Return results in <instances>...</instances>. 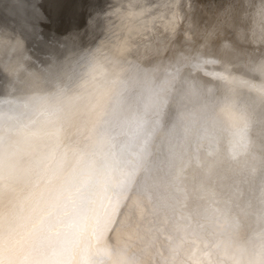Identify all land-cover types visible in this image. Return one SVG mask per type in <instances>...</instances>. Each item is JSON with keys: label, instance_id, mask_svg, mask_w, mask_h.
I'll return each mask as SVG.
<instances>
[{"label": "bare ground", "instance_id": "bare-ground-1", "mask_svg": "<svg viewBox=\"0 0 264 264\" xmlns=\"http://www.w3.org/2000/svg\"><path fill=\"white\" fill-rule=\"evenodd\" d=\"M89 7L0 0V264H264V0Z\"/></svg>", "mask_w": 264, "mask_h": 264}, {"label": "rangeland", "instance_id": "rangeland-1", "mask_svg": "<svg viewBox=\"0 0 264 264\" xmlns=\"http://www.w3.org/2000/svg\"><path fill=\"white\" fill-rule=\"evenodd\" d=\"M92 0H40L39 8L44 12L48 20L44 22L49 25L51 20L62 22L77 16L84 22L92 11L89 3ZM62 31L64 29H61Z\"/></svg>", "mask_w": 264, "mask_h": 264}, {"label": "water", "instance_id": "water-1", "mask_svg": "<svg viewBox=\"0 0 264 264\" xmlns=\"http://www.w3.org/2000/svg\"><path fill=\"white\" fill-rule=\"evenodd\" d=\"M39 3H40V0H36V5L38 7H39ZM40 15H41L39 16L40 21L44 25L51 28L52 30H55L57 33L66 32L72 23H78V24L81 23V20L77 16H74V18H69L67 21L64 20L63 22L61 20H58V21L51 20V22L48 25L44 21L50 18H47V16L44 14L42 10L40 11ZM61 29H64V30L62 31Z\"/></svg>", "mask_w": 264, "mask_h": 264}]
</instances>
